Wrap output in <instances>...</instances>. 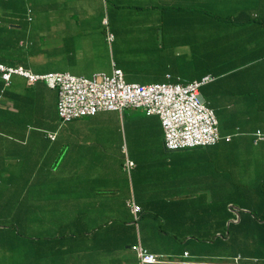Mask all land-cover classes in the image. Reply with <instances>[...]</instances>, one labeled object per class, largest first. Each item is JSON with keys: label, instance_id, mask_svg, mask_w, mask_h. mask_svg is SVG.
<instances>
[{"label": "crops", "instance_id": "1", "mask_svg": "<svg viewBox=\"0 0 264 264\" xmlns=\"http://www.w3.org/2000/svg\"><path fill=\"white\" fill-rule=\"evenodd\" d=\"M21 2L0 0V20H17L0 30V65L85 78L118 68L140 84L114 59L125 33L111 31L122 10L140 15L126 34L141 75L211 77L199 92L219 139L166 151L159 118L138 108L62 122L55 88L0 77V264H139L136 244L157 264H264V0H44L40 40L16 25L33 22L31 8L14 12ZM43 58L62 69L34 72Z\"/></svg>", "mask_w": 264, "mask_h": 264}, {"label": "built area", "instance_id": "2", "mask_svg": "<svg viewBox=\"0 0 264 264\" xmlns=\"http://www.w3.org/2000/svg\"><path fill=\"white\" fill-rule=\"evenodd\" d=\"M108 39H112L109 34ZM11 75H19L30 82H44L57 90V114L62 122L93 116L104 111L121 112L125 108H142L147 115L159 118L163 131V147L166 151H180L204 148L216 144L219 139L218 120L212 109L201 99L199 89L211 77L205 76L190 84L128 83L122 70L113 68L108 76L94 74L90 78L69 73H48L34 75L21 67L11 68L0 65V77L9 83ZM53 139V135H49ZM229 139V137H227ZM264 139L256 132L254 143ZM131 169L134 164L126 161ZM127 207L135 220L141 212L133 201ZM139 264L161 263L158 255L148 252L140 244L131 247ZM239 256L234 263L239 264Z\"/></svg>", "mask_w": 264, "mask_h": 264}, {"label": "rangeland", "instance_id": "3", "mask_svg": "<svg viewBox=\"0 0 264 264\" xmlns=\"http://www.w3.org/2000/svg\"><path fill=\"white\" fill-rule=\"evenodd\" d=\"M8 5V4H7ZM18 5V4H17ZM15 6V4H14ZM32 9V17L33 22L28 24V22L25 19H19L18 21H21L20 24L17 23L16 25H19L21 28L20 30L24 34L27 30L28 32L32 31L33 34H35V37H39V40L41 38H45V32H46V24H45V3L44 0H22L21 7L17 11L14 12L17 15L24 16L25 11L27 8ZM3 14V13H2ZM117 21H113L111 18V31L117 30L115 28H119L122 30L123 33L126 34V30H129V27H134L137 25H140V15H133L131 12H127L122 10V13L119 14V17L115 19ZM17 22V20H14ZM13 20L10 19H1L0 20V30L4 28H7V25L14 24ZM138 22V24H137ZM31 29V30H30ZM109 31L107 28H105V35L107 37ZM125 34H119L116 36V41L113 44V52H114V59L121 65L120 67L123 68L124 72L126 74H131L133 71L138 72V77L136 78L137 83L140 84H147V83H153L152 78L148 76L141 75V60L137 59L135 55L131 54V50L127 51V49H131L132 46H135V36H132L129 31ZM42 63L39 65L34 66L33 71L34 72H46V71H52L55 69H62L60 67H52L47 66L44 62V58L42 59ZM155 69L156 68H150ZM109 74V72H107ZM141 110H144L142 108H138ZM145 112V111H144ZM224 119V118H223ZM228 124L226 122H221L220 129L227 128Z\"/></svg>", "mask_w": 264, "mask_h": 264}, {"label": "trees", "instance_id": "4", "mask_svg": "<svg viewBox=\"0 0 264 264\" xmlns=\"http://www.w3.org/2000/svg\"><path fill=\"white\" fill-rule=\"evenodd\" d=\"M1 53V52H0ZM3 59H0V61H2ZM263 190H264V186H263ZM261 220L262 221H264V216L261 218ZM264 245V244H263ZM262 245V246H263ZM241 244H238V243H233V244H231V247H232V250H233V252H237L238 251V248H241ZM263 248H264V246H263Z\"/></svg>", "mask_w": 264, "mask_h": 264}]
</instances>
